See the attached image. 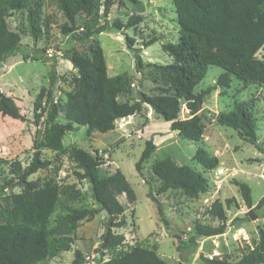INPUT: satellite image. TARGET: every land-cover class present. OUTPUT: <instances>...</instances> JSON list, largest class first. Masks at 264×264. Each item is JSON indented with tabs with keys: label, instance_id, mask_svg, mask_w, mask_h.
Segmentation results:
<instances>
[{
	"label": "trees",
	"instance_id": "trees-1",
	"mask_svg": "<svg viewBox=\"0 0 264 264\" xmlns=\"http://www.w3.org/2000/svg\"><path fill=\"white\" fill-rule=\"evenodd\" d=\"M98 0H0V79L16 64L33 58L32 53L22 42L20 32L13 30L7 18L14 12L26 14L27 32L38 38L56 22L59 16L65 20L60 25L63 37L71 35L79 42L90 41L95 34L107 29L122 30L140 23L141 15H132L124 24L121 20L110 21L96 29L81 26L78 18L90 14ZM137 0H104L103 12L107 17L115 5L122 8L126 2ZM178 13L179 37L176 42L162 44V49L172 57L173 62L166 66L168 82L173 92L148 94L140 92L139 99L120 102L118 96L124 92V84L108 75L102 47L97 44L86 54L79 49L64 52L74 70L72 89L63 102H56L52 89L49 91V107L46 124L41 131L42 101L37 98L34 107L27 106L23 97L16 91L7 89L0 93V164L11 161L8 141L15 135L26 150H33L31 162L24 168L18 160H13L11 170L24 191L11 194L8 206H0V264H38L49 262L63 252L72 249L77 240V228L81 220L94 216L97 208H70L66 216L55 223L52 216L60 201V194L81 195L76 184L59 185L50 181L37 185L28 177L39 169L50 166L51 160L41 157V149L49 148L58 153H67L73 163L79 181H88L92 194L102 209H108L113 218L124 215L125 208L119 195L126 193L130 202L136 201L135 192L121 169L108 172L103 162L89 150L70 146L65 148L63 138L74 128V123L88 125L102 132L115 128L116 122L140 113L145 105L165 121L171 122V129L183 138L199 141L203 138L205 123L202 106L206 93L218 85L230 86L231 75L246 82L264 84V0H173ZM43 4L44 14L38 13L36 6ZM128 47H133V38L126 35ZM262 52L263 58L258 54ZM55 57L58 53L55 52ZM53 62L55 61L52 60ZM137 68H141V58L136 54ZM216 65L225 70L215 85L196 92L195 88L204 79L209 66ZM58 81L56 71L52 72L51 84ZM181 99L186 101L189 117L179 119ZM253 99L236 101L230 111L217 114V122L236 129L247 141L259 147L257 123L253 112ZM63 113L66 122L57 117ZM41 136V138H40ZM156 148L150 138L137 163L148 159ZM194 159L205 171L218 164V158L207 150L199 148ZM154 175L160 180L158 193L169 189H180L186 195L198 198L202 193H214L209 177L173 155H167L153 166ZM248 210L242 216H235L231 222L226 206L237 203L235 198H227L225 203L215 200L211 205H200L194 217L195 234L189 238V245L195 246L198 238L224 234L230 225H239L258 217H264V196L253 205L250 185L245 181L234 180ZM5 186H0V192ZM149 195L157 201L152 191ZM127 223L121 218L113 226L122 227ZM135 242L125 249V244ZM180 242H183L181 240ZM180 247V246H179ZM101 256L98 264H169L157 249L144 246L138 240L136 230L116 233L106 226L98 247ZM74 264H82L85 255L75 249ZM109 255V257H108ZM107 256V257H106ZM101 258V259H100ZM206 264H264V232L261 234L259 249L243 256L238 261L224 258L206 257Z\"/></svg>",
	"mask_w": 264,
	"mask_h": 264
},
{
	"label": "rangeland",
	"instance_id": "rangeland-1",
	"mask_svg": "<svg viewBox=\"0 0 264 264\" xmlns=\"http://www.w3.org/2000/svg\"><path fill=\"white\" fill-rule=\"evenodd\" d=\"M104 0H98L90 14L81 15L78 22L81 26H92L93 29L103 25L106 19L111 22L121 20L127 23L132 15H141L143 19L133 27L122 30L107 29L95 34L90 41L79 42L71 35L63 37L60 25L65 22L62 16L56 19L48 30H43L38 38L27 32L26 14L12 13L7 21L13 30L20 32L23 44L30 50L33 58L16 64L0 79L3 91L12 89L23 97L29 108L34 107L37 98H41V131L46 124V114L49 107V91L52 89L53 98L60 103L66 100L67 92L72 89L71 81L75 70L71 62L63 57V53L79 49L89 54L90 48L99 44L104 52L108 75L116 77L124 84V92L118 96L120 102L136 100L140 92L148 94L164 93L166 89L173 92L168 82L166 66L173 62L162 49L166 42H176L179 37L178 13L173 0H137L136 3L126 2L124 7L115 5L112 12L105 17L103 12ZM43 4L36 6L38 13L44 14ZM126 35L133 38V47H128ZM55 52L58 57H55ZM136 54L140 55L142 66L137 68ZM263 58L262 52L258 54ZM55 61L53 62L52 60ZM264 60V59H263ZM56 71L57 83L52 86V72ZM225 70L211 65L204 79L195 88L196 92L206 90L216 84L219 76ZM230 86L218 85L204 95L202 116L205 123L203 138L199 141L183 138L171 129V122L165 121L155 114L151 107L145 105L140 113L128 118H121L115 128L102 132L88 125L74 123V128L68 131L63 143L65 148L78 146L97 155L103 162L102 167L108 172L121 169L131 184L136 201L130 202L126 193L119 195L125 208V226H113L123 216L113 218L111 227L116 233L136 230L138 240L144 246L156 248L159 255L169 264H206V257L224 258L238 261L243 256L259 249L261 234L264 232V217H258L239 225H230L224 234L206 238H198L195 246L189 245V238L195 234L194 217L200 205H211L215 200L225 203L227 198H235L237 203L226 206L229 221L235 216H242L248 210L242 195L234 180L247 182L252 191L253 205L264 196V84L246 82L231 75ZM253 99V112L257 123L259 147L247 141L236 129L221 125L217 122V114L230 111L236 101ZM189 117L186 101L181 99L179 119ZM57 120L66 122L61 112ZM41 138V136H40ZM152 138L156 148L151 153L141 172L137 170L147 141ZM9 162L0 164V186L5 188L0 192V206H8L11 194L24 191L23 186L15 179L11 170L13 160H18L24 168L34 155V151L26 150L15 134L9 141ZM199 148L207 150L218 158V164L213 169L204 172L203 166L194 159ZM41 157L51 160L46 169H39L28 177L37 185H45L54 181L59 185L76 184L81 195L60 194V201L52 216L55 223L66 216L70 208H97L93 217L81 220L77 228V240L72 249L53 258L49 264H74L75 249H80L85 260L82 264H98V247L101 236L106 230L109 215L97 204L88 181H79L75 175L73 163L67 153H58L49 148H42ZM173 155L203 172L209 177V183L215 189L214 193H202L198 198L186 195L180 189H169L158 193L160 180L153 173L154 164L161 158ZM156 196L154 200L149 192ZM170 222L165 226L163 219ZM182 235L181 239L173 236ZM183 240V242H180ZM135 242L125 244V249ZM180 246V247H179ZM101 255V254H100ZM107 257V256H106ZM109 257V255H108ZM101 259V258H100ZM44 264V263H38Z\"/></svg>",
	"mask_w": 264,
	"mask_h": 264
},
{
	"label": "water",
	"instance_id": "water-1",
	"mask_svg": "<svg viewBox=\"0 0 264 264\" xmlns=\"http://www.w3.org/2000/svg\"><path fill=\"white\" fill-rule=\"evenodd\" d=\"M105 211L109 215L108 226H111L113 216L111 215V213H110V211L108 209H105ZM163 222H164V225L165 226H169L170 225V222L168 220H166L165 218L163 219ZM173 236L176 237V238H178V239H181L182 238V235L179 234V233H174Z\"/></svg>",
	"mask_w": 264,
	"mask_h": 264
},
{
	"label": "built area",
	"instance_id": "built-area-1",
	"mask_svg": "<svg viewBox=\"0 0 264 264\" xmlns=\"http://www.w3.org/2000/svg\"><path fill=\"white\" fill-rule=\"evenodd\" d=\"M1 92H3V89H2V87H0V93H1ZM100 256H101V255H100V254H98V255H97V258H99Z\"/></svg>",
	"mask_w": 264,
	"mask_h": 264
},
{
	"label": "bare ground",
	"instance_id": "bare-ground-1",
	"mask_svg": "<svg viewBox=\"0 0 264 264\" xmlns=\"http://www.w3.org/2000/svg\"><path fill=\"white\" fill-rule=\"evenodd\" d=\"M128 118V117H127ZM124 119V118H123Z\"/></svg>",
	"mask_w": 264,
	"mask_h": 264
}]
</instances>
